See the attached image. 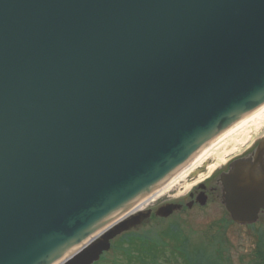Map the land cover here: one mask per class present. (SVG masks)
I'll return each mask as SVG.
<instances>
[{"label": "water", "instance_id": "1", "mask_svg": "<svg viewBox=\"0 0 264 264\" xmlns=\"http://www.w3.org/2000/svg\"><path fill=\"white\" fill-rule=\"evenodd\" d=\"M263 104L264 0H0V264L97 263ZM219 185L256 222L264 141Z\"/></svg>", "mask_w": 264, "mask_h": 264}, {"label": "rangeland", "instance_id": "2", "mask_svg": "<svg viewBox=\"0 0 264 264\" xmlns=\"http://www.w3.org/2000/svg\"><path fill=\"white\" fill-rule=\"evenodd\" d=\"M263 132L264 124L252 129L249 142L245 141L247 137L242 138L244 145L239 152H229L230 150L223 148L220 158L211 154L204 163L207 162L210 166L218 164L216 168L220 167L224 161L227 162L234 156L239 157ZM194 171L189 172L164 196L145 208L156 209L164 201L183 203L184 197L199 181L198 177L190 178ZM202 174L206 175L207 171ZM127 233L167 245L169 250L173 246H180L189 254L190 262L179 259L178 264H264V218L251 225H238L230 220L219 199L214 197L203 205L175 211L166 218L152 216ZM124 235L126 232L112 241L111 248L97 264H128L129 260L122 247L123 241H126ZM134 262L136 263L134 260L131 263Z\"/></svg>", "mask_w": 264, "mask_h": 264}, {"label": "bare ground", "instance_id": "3", "mask_svg": "<svg viewBox=\"0 0 264 264\" xmlns=\"http://www.w3.org/2000/svg\"><path fill=\"white\" fill-rule=\"evenodd\" d=\"M264 124V104L253 111L250 115L237 121L224 132H222L217 138H215L210 144L203 148L196 157L186 165L181 171H179L173 178L161 186L157 191H155L151 196L146 198L140 204V207H146L150 203H154L160 197L164 196L168 191H170L181 179L185 178L189 172L198 169L204 164L205 160L209 158V155L215 154V157H219L220 151L223 148L227 150H239L243 147L242 140L243 137H247L245 141L249 142L250 134L252 129H256L260 125ZM243 138V139H242ZM241 139V140H240ZM226 163L225 161L222 165ZM218 164L210 166L208 165L207 174L211 173ZM206 174V175H207ZM206 175H199V181L202 180Z\"/></svg>", "mask_w": 264, "mask_h": 264}, {"label": "trees", "instance_id": "4", "mask_svg": "<svg viewBox=\"0 0 264 264\" xmlns=\"http://www.w3.org/2000/svg\"><path fill=\"white\" fill-rule=\"evenodd\" d=\"M124 237L126 241H123L122 247L125 250L124 255L129 260L128 264H178L179 259H182V262H190L189 254L180 246H173L169 250L167 245L144 239L139 235L126 232ZM133 260L136 263H131ZM113 264H117V262H113Z\"/></svg>", "mask_w": 264, "mask_h": 264}, {"label": "flooded vegetation", "instance_id": "5", "mask_svg": "<svg viewBox=\"0 0 264 264\" xmlns=\"http://www.w3.org/2000/svg\"><path fill=\"white\" fill-rule=\"evenodd\" d=\"M264 141V132L262 135H260L258 138H256L250 145L244 150L240 156H243L245 154L250 153L251 151L256 148V146L261 142ZM238 156H234L230 158L226 163L221 165L220 167L213 170L211 173H208L202 180L198 181L193 189L188 192L186 197L183 199V203H179L182 205L181 211H183L185 208L191 209L197 205H201L198 199H206L205 202H208L211 198L219 199V191H220V176L221 174L225 173L229 168V162H231L233 159L237 158ZM209 163H204L199 169H196L194 171V175H192L190 178L198 177L200 173H204L207 171ZM165 203L162 202L159 205ZM187 204H190V208L187 207ZM155 209H152L151 217L154 216ZM150 217V218H151ZM264 218V213H260L258 219Z\"/></svg>", "mask_w": 264, "mask_h": 264}]
</instances>
